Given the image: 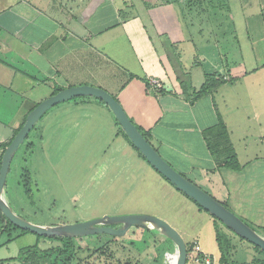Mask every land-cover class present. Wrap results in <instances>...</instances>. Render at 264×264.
Returning a JSON list of instances; mask_svg holds the SVG:
<instances>
[{"label": "crops", "instance_id": "obj_1", "mask_svg": "<svg viewBox=\"0 0 264 264\" xmlns=\"http://www.w3.org/2000/svg\"><path fill=\"white\" fill-rule=\"evenodd\" d=\"M154 1L0 0V144L9 141L31 107L57 87H100L148 132L172 167L222 203H237L232 197H239L246 202L245 212L238 208L245 219L264 227V0H193L196 11L183 5L189 0ZM194 30L200 42H195ZM213 73L236 80L194 99L205 75ZM77 98L65 101L72 103L60 114L55 111L64 102L51 107L32 130L45 132L48 124L41 120L50 114V128L63 134L65 143L77 122L66 124L61 115L72 111L95 116L99 111L111 127L108 139L122 141L106 147L108 142L102 152L109 160L122 150L127 156L133 147L108 106L93 96ZM219 121L228 130L236 169L216 163L203 136ZM29 143L33 145L27 137L19 149H30ZM1 153L0 147V160ZM9 174L10 169L4 186L8 203ZM164 189L172 194L176 190ZM252 197L259 208L248 205ZM170 211L167 206L169 216L162 219L176 220L177 228L168 223L184 241L191 238L189 242L203 248L196 231L192 236L188 224ZM171 245L168 251L174 249Z\"/></svg>", "mask_w": 264, "mask_h": 264}, {"label": "rangeland", "instance_id": "obj_2", "mask_svg": "<svg viewBox=\"0 0 264 264\" xmlns=\"http://www.w3.org/2000/svg\"><path fill=\"white\" fill-rule=\"evenodd\" d=\"M149 1V4L155 2ZM184 2L186 4L183 5L187 6L189 11H196V7L193 8V0ZM197 23L198 19L195 28ZM212 37L211 35L210 38ZM194 39L196 43L200 42L195 30ZM187 59L191 61L190 58ZM69 103L72 102H64L62 108L57 109L55 113L60 114ZM95 113V116H82L77 112L66 111L61 115V120L66 124L77 122V126L70 127V135L64 137L65 143L61 140L63 134L57 135L54 129L50 128L53 122V116L50 117V114L41 120L48 124L45 132H30L28 139L32 140L33 145L30 149L26 146L19 149L12 160L8 176L10 187L6 196L16 214L19 213L18 215L27 221L36 224L50 225L84 221L103 215L140 213L164 218L163 216H169L165 212L168 206L171 215L175 211L179 220L188 224L192 236L196 231L195 236L207 252L218 255L214 233L217 229L222 236L223 247L230 235L231 244L236 246L234 254L229 257L231 261L248 263L255 258L264 261L263 250H255L253 244L229 233L219 222L216 221L215 225L214 218L182 192L173 190L174 194L168 193L164 185L172 187L169 182L145 161L137 158L133 148L127 149L126 145L125 149L129 151L127 156L123 155L122 150L114 161L109 160L101 148L108 142L110 143L106 147L122 141L108 139L111 127L106 123V116L99 111ZM96 115H99V120ZM24 170L30 175L29 193L24 191L22 185L21 175ZM232 198H235L237 203H225L227 208L238 217L243 216L244 219L240 218L259 234H264V227L247 221L243 212L238 209L245 212L246 202L237 196ZM252 198L248 205L259 208L260 204ZM196 207L201 212L196 214ZM21 209L23 211H20ZM168 220L177 228L176 220L171 217ZM8 229L0 230V264H23V257L31 261L35 244L41 250L59 245V242L39 238L35 233H20L21 229ZM161 238L163 236L155 231L139 227L129 228L122 236L102 233L77 238L76 260H80L81 264H149L155 259L152 264H160L161 261L168 264L170 259L167 260L166 254H174V249L168 251L167 245H171V242L164 237L165 242L162 244ZM187 240L191 238H186ZM36 263L51 264V260L42 258ZM186 264L197 263L187 259Z\"/></svg>", "mask_w": 264, "mask_h": 264}, {"label": "water", "instance_id": "obj_3", "mask_svg": "<svg viewBox=\"0 0 264 264\" xmlns=\"http://www.w3.org/2000/svg\"><path fill=\"white\" fill-rule=\"evenodd\" d=\"M81 96H93L103 101L113 113L124 134L156 172L235 234L264 251V236L246 224L222 202L172 167L142 135L119 101L108 91L91 85L63 88L40 101L27 113L22 126L5 147L0 160V212L7 221L19 229L46 237L81 238L102 233L122 236L129 228L139 227L144 230L155 231L167 238L174 246L175 264L186 263L187 248L184 239L167 221L156 215L140 213L103 215L73 223L41 225L27 221L10 207L4 197V186L10 165L20 145L26 140L35 123L47 110L59 103Z\"/></svg>", "mask_w": 264, "mask_h": 264}, {"label": "trees", "instance_id": "obj_4", "mask_svg": "<svg viewBox=\"0 0 264 264\" xmlns=\"http://www.w3.org/2000/svg\"><path fill=\"white\" fill-rule=\"evenodd\" d=\"M235 80H236V78H227V77H224V76L219 75L217 73L206 74L204 82L202 83L200 88L195 92V95L193 96V98L196 99V98L204 96L206 94L213 93L220 85L225 84L226 82H232V81H235ZM59 90H61V88L57 87L54 92L56 93ZM36 105L37 104L33 105L31 107V109L34 106H36ZM25 117H26V115H25ZM25 117H24L22 123L20 124V126L14 131L13 136L17 133L19 128L22 126V124H23V122L25 120ZM137 127L140 130V132L142 133V135L147 139V141L153 146V144H152V142L150 140V136H149L148 132H145L139 126H137ZM120 132L128 140L129 144L134 149H136L133 146V144L130 142V140L127 138V136L124 134V132L122 131L121 128H120ZM203 136H204V138L206 140V143H207V146H208V148L210 150V153L212 154V156L214 158V161H216V163L220 164L223 167H227V168H230V169H236L238 167L239 164H238V160H237V157H236V153H235V151H234V149L231 146V143L229 141L228 130L226 129V126H225V124L222 121H219V123L217 125H215L214 127H210L209 129H206L205 131H203ZM11 139L9 141H7V142H4V143L0 144V147L2 148V153H3L4 149H5V147L10 143ZM28 146H31V143H29ZM137 152L140 155V157L145 160V158L139 153L138 150H137ZM2 153H1V155H2ZM21 176H22L23 189H24V191L26 193H29L30 192V175H29V172L27 170H24V172L22 173ZM172 186L176 190H178L174 185H172ZM178 191H180V190H178ZM184 195H186V194H184ZM193 202L198 207H200L202 210L206 211L199 204H197L195 201H193ZM223 204L225 205V203H223ZM212 217L215 220L214 221L215 225H217V222H219L220 224L223 225V227L225 229L228 230L229 233H231V234H233L235 236H238L232 230H230L228 227H226L221 221L216 219L214 216H212ZM0 224H1V229H0L1 231L7 230V228L16 229L17 231L19 230V228L17 226H15L12 223H10L9 221H7L5 219V217L1 214V212H0ZM9 229H8V231H9ZM19 232L20 233H26V232H29V231L21 229V230H19ZM214 233H215L216 247H217V251H218L217 261L220 264H257V263L264 264V261H261L259 258H255V259H253L252 261H250L248 263L247 262L246 263H238V262L231 261L229 257H231L234 254L235 250H236L235 249L236 246L231 244V240H232L230 238L231 235H230V237L228 236L229 239L227 238V243H226L225 247H223V242L221 240L222 236H220L219 230H217V229L214 230ZM37 237L46 238V239H49V240H52V241H57V242H59V245L51 247V248L46 249V250H41L40 248H38L37 244H35L34 248L32 249L33 254H32L31 261L28 260L27 258L23 257L22 258L23 259V262H22L23 264H38L36 262H39V259H42V258L50 259L51 260V264H81L80 260H76L77 252H78L77 250L78 249L75 247V241H76L77 238L46 237V236H41V235H37ZM238 237L240 238V240H245L244 238H242L240 236H238ZM185 244H186L187 252H189L193 243L189 242V241H186ZM163 246L165 247V245H163ZM167 248H168V245H167ZM254 248H255V250H257L259 252L262 251L260 248H258L255 245H254ZM153 262H155V259H154Z\"/></svg>", "mask_w": 264, "mask_h": 264}, {"label": "built area", "instance_id": "obj_5", "mask_svg": "<svg viewBox=\"0 0 264 264\" xmlns=\"http://www.w3.org/2000/svg\"><path fill=\"white\" fill-rule=\"evenodd\" d=\"M152 84L159 86L158 81L156 80H152ZM169 254H172V253L166 254L167 260L169 259L168 258ZM175 257H176V254H175ZM186 258L197 264L198 263L199 264H213L217 261L216 257L204 251L201 245L197 241L193 242L190 251L187 252Z\"/></svg>", "mask_w": 264, "mask_h": 264}, {"label": "bare ground", "instance_id": "obj_6", "mask_svg": "<svg viewBox=\"0 0 264 264\" xmlns=\"http://www.w3.org/2000/svg\"><path fill=\"white\" fill-rule=\"evenodd\" d=\"M170 259V264H175V261H176V257H175V253L174 254H169V257Z\"/></svg>", "mask_w": 264, "mask_h": 264}]
</instances>
